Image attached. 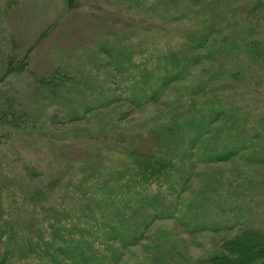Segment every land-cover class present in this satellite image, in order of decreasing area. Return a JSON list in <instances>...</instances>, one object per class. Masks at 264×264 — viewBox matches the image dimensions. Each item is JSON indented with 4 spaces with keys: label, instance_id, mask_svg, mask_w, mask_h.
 <instances>
[{
    "label": "rangeland",
    "instance_id": "rangeland-1",
    "mask_svg": "<svg viewBox=\"0 0 264 264\" xmlns=\"http://www.w3.org/2000/svg\"><path fill=\"white\" fill-rule=\"evenodd\" d=\"M12 1L0 0V73L9 56L21 58L43 34L28 58L29 72L9 82L29 113L38 115L44 103L49 107L36 132L40 136H16L0 148V159L10 161L9 152L19 150L45 169L30 187L32 198L43 200L39 192L50 184L74 181L82 208L89 209L91 202V211L80 213L61 200L70 212L61 215L67 224H61L59 235L83 238L80 248L88 252L102 249L90 239L102 229L87 228L103 210L114 212L116 192L125 191L116 182L130 185L134 177L128 175L142 168L116 152L119 137L156 156L160 148L176 144L177 127L192 147L182 150L189 156L186 172L175 152L176 165L165 178L180 191L179 200L172 203L170 219L158 216L143 230L141 242L121 252V264H193L246 225L264 229V201L257 191L244 192L264 178V0ZM203 37L202 46L193 49ZM56 68L74 78L78 90L42 101L28 84ZM175 71L181 75L174 78ZM164 80L169 82L165 88ZM148 95L157 101L147 102ZM131 97L142 106L129 105ZM110 99L119 104L98 108L80 123H59L66 114ZM187 123L193 124L190 129L184 128ZM10 176L13 185L17 176ZM134 186L122 199L142 193ZM151 188L155 191V184ZM28 219L27 214L20 224L26 226Z\"/></svg>",
    "mask_w": 264,
    "mask_h": 264
},
{
    "label": "trees",
    "instance_id": "trees-1",
    "mask_svg": "<svg viewBox=\"0 0 264 264\" xmlns=\"http://www.w3.org/2000/svg\"><path fill=\"white\" fill-rule=\"evenodd\" d=\"M12 2L15 3L14 0ZM43 37L44 35L42 34L40 39ZM38 41L26 50L21 58H15L16 56L13 54L9 56L6 62V69L0 73V148L19 135L28 138L40 136L36 132L42 124L41 118L46 111L45 109L49 107L48 104L44 103L42 105V110L38 115L29 113L30 108L27 106V103L21 98L18 90L13 88L10 84L11 82H9V77H19L23 73L29 72L28 58L32 49L38 44ZM204 41H206V37L200 38L192 48L196 49L195 46H202ZM10 42L12 50H15V40L11 38ZM244 47L247 48L248 45L245 44ZM189 61L190 57H187L184 62L187 65ZM174 67L175 65H173ZM174 75L173 77L175 78L181 74L180 72H176ZM166 80L162 83L163 88L169 83ZM78 84L74 78L65 72H60L59 68H56L47 77L33 79L29 82L28 87L30 86L31 90L41 97L43 101L49 95L50 98H53L55 93H58L62 97L63 95L72 94L75 90H78ZM150 86L151 84L149 85L148 83L145 87L150 91ZM59 89H62L64 92L59 93ZM147 89H144L143 92L148 91ZM147 98V102L157 101L156 96L149 97L148 95ZM138 99L134 97L129 98V105L136 106L137 108L141 107L142 103L138 102ZM112 100L110 99L103 103L99 102L94 106H86L82 111H78L79 109L75 110L71 114H66L67 118L65 120L60 119L59 123L65 125L66 122L71 124L83 122L89 114L98 110V108L105 109L118 103ZM192 125V123H187L184 128L189 127L190 129ZM177 130L179 132L176 131L177 133H175L178 135L176 144L167 145L164 149L160 148L158 152L155 151L157 153L156 156L152 155L154 152L151 155L138 152L132 147L131 143L127 145L123 138L119 137V141H116V152L124 157L131 158L136 167L142 166L141 169L135 171L133 174L128 173V176L134 177L131 184L135 185L134 187H137V189H141L142 193L147 195H142L138 191L137 196L132 200L131 198L122 199L123 192L125 196L131 184L127 185L124 183L122 185V180L116 182L117 185L115 186L125 191L122 193L116 192L117 197L113 200L114 212L109 213L103 210L99 218H94L87 228L89 231L102 229L98 234L99 236L90 238L86 232L83 234L84 237L93 239L94 242H97L102 247L99 251L97 249L96 253L92 251L88 252L87 247L80 248L82 246L80 240H83V238L75 241L71 236L66 239L65 235H59L61 234L59 231V227L62 226L61 224H67V220L65 222L60 220L61 215L65 212L67 214L70 212V205L64 206V204H61V200L64 202L68 201L67 203L72 202L77 206L76 210L80 213L91 211V202L87 201V203L90 202L89 209L88 205L82 208L80 205V201H82L80 196L81 191L77 189V186H74V181L72 183L64 182L61 185L50 184L45 193L39 192L43 196V200L40 199V196H38V199L30 197L29 192L32 183L44 176L46 171L40 168L37 162L24 159L19 150L12 149L9 152L11 156L10 161L6 159L4 162L0 159V264H12L16 260V257L21 259V264H33V262L34 264H121V252L141 242L143 240V230L150 226L149 224L154 219H157L158 216L160 219H170L172 217V213L174 212L172 210V203L179 200L180 191H175V184L169 185L165 181V178L169 176V173L171 174L176 165L175 152L176 154L180 152L179 154L181 155L178 160H183L181 167L186 172L185 169L187 168L185 166L189 156L186 150L184 152L182 150L192 148L189 140L185 142L187 137L183 133V129L177 127ZM88 140L92 139L89 138ZM163 155L167 159L161 158ZM215 160L220 161L223 159L217 157ZM16 170H19V172L16 173ZM4 171L5 174H2ZM10 173L17 176L13 185L8 184L11 181L10 179H14L10 176ZM119 174L121 177L124 176V173ZM162 182L167 183L168 186H163ZM153 184L156 187L155 191L151 188ZM246 188L244 192L257 191L264 201V178L254 183L249 190L248 187ZM61 193H66L67 196L59 198ZM145 203L146 207L144 206ZM4 210H7L6 222L3 218L6 216ZM137 210H140V217L137 214ZM149 210L153 211L148 212ZM126 213H129V216ZM27 214L29 219L26 226H24L22 225L23 217ZM137 215L138 220L136 221L135 217ZM84 216L82 215L81 218ZM82 220L80 219L81 224ZM20 225L23 229L20 228ZM46 225L47 227H45ZM36 228L38 232L34 236L33 232ZM53 233L55 234L53 235ZM48 235L53 237L52 242L46 241ZM91 244H93V241ZM114 246L117 247L114 248ZM193 264H264V229L246 225L230 237L225 238L217 249L215 248L206 257L198 258Z\"/></svg>",
    "mask_w": 264,
    "mask_h": 264
}]
</instances>
